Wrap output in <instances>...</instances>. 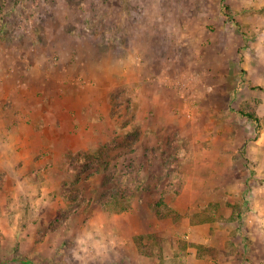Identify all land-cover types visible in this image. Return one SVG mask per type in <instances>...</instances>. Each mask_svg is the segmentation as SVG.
Here are the masks:
<instances>
[{
    "label": "rangeland",
    "instance_id": "1",
    "mask_svg": "<svg viewBox=\"0 0 264 264\" xmlns=\"http://www.w3.org/2000/svg\"><path fill=\"white\" fill-rule=\"evenodd\" d=\"M0 264H264V0H0Z\"/></svg>",
    "mask_w": 264,
    "mask_h": 264
},
{
    "label": "trees",
    "instance_id": "2",
    "mask_svg": "<svg viewBox=\"0 0 264 264\" xmlns=\"http://www.w3.org/2000/svg\"><path fill=\"white\" fill-rule=\"evenodd\" d=\"M118 203H115V207L117 206Z\"/></svg>",
    "mask_w": 264,
    "mask_h": 264
}]
</instances>
